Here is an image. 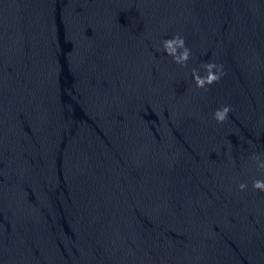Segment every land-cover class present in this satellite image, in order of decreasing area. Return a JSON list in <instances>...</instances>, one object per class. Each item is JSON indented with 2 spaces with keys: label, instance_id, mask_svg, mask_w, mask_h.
Wrapping results in <instances>:
<instances>
[{
  "label": "water",
  "instance_id": "95a60500",
  "mask_svg": "<svg viewBox=\"0 0 264 264\" xmlns=\"http://www.w3.org/2000/svg\"><path fill=\"white\" fill-rule=\"evenodd\" d=\"M0 264H264V0H0Z\"/></svg>",
  "mask_w": 264,
  "mask_h": 264
}]
</instances>
